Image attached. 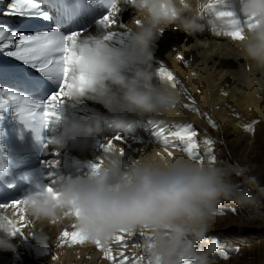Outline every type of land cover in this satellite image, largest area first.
<instances>
[{"label": "clouds", "instance_id": "1", "mask_svg": "<svg viewBox=\"0 0 264 264\" xmlns=\"http://www.w3.org/2000/svg\"><path fill=\"white\" fill-rule=\"evenodd\" d=\"M126 2L136 10L139 23L127 28L119 46L103 34L91 43L75 42L73 49L80 59L72 70L84 72L85 80L82 90L74 81L66 97L91 98L116 119L169 113L179 105L180 93L153 70L155 41L169 25L173 31L194 36L211 32L213 25L230 27L231 18L215 13L202 18L200 9L206 0H195V6L194 0ZM221 3L217 0L215 7ZM120 4L115 0L116 13ZM216 11L222 10L216 7ZM239 13L252 22L243 27V39L236 44L247 60L264 69V0H239ZM103 133V117L97 113L86 122L63 121L54 142L64 147L75 138L80 143L73 146L82 147ZM98 163L86 176L57 174L52 192L47 185L35 184L22 196L27 217L51 224L70 218L88 244L100 241L107 246L118 234L149 233L151 241L137 247H143L154 264H214L220 245L207 234L223 202L252 208L264 200V184L243 164L200 163L183 153L129 159L116 145ZM233 175L241 182H233ZM16 235L15 222L0 213V250L16 254L12 243ZM34 236L45 246L46 233Z\"/></svg>", "mask_w": 264, "mask_h": 264}, {"label": "bare ground", "instance_id": "2", "mask_svg": "<svg viewBox=\"0 0 264 264\" xmlns=\"http://www.w3.org/2000/svg\"><path fill=\"white\" fill-rule=\"evenodd\" d=\"M10 1L0 0V20H2L0 25L17 31L18 35L41 32L40 22L48 23L55 20V24L59 21L60 25L52 27L49 31L56 29L63 33L80 31V39H87L89 43L94 37L111 32L113 34L111 42L119 46L124 42L129 26L120 28L115 26L126 25L125 17L129 20L127 16L129 13H133L139 19L136 10L126 0H121L119 5V7L125 5V11L117 12L115 16L117 23L108 28L99 23L107 14L108 8L98 7L97 10L95 3L99 4L98 0L83 2L91 8L87 7L89 14L85 15L79 11L81 0H68V5L63 6L65 10L55 6L60 0H45L48 3L44 4L41 3L43 0H35L40 5V10L47 13L48 21L42 17L9 15ZM66 1L61 0V2ZM210 3L216 4V0H206V5ZM216 7L220 10H230L240 16L239 0H222V3ZM200 15L202 18L210 17L214 12H210L204 6L200 9ZM241 19L243 22L246 18L241 17ZM88 20L95 21L87 24L90 23ZM23 21L26 24L22 25ZM130 24L133 25L132 22ZM227 28L213 25L211 32L206 30L189 36L183 30L173 31V26L169 25L164 35L155 41L153 70L158 74L160 68H165L180 82L175 87L180 93V103L169 113L152 118L148 114H129L123 119H116L101 103L91 98L73 99L65 96L58 105L57 112L60 109L66 110L72 103L79 110L72 114L73 120L86 122L97 113L103 117L104 133L91 138L83 145L84 147L87 145L85 148L73 146V141L75 144L80 143L75 138L70 144L57 147L54 141L59 129L54 125V119L46 129L42 130V139L37 141L34 132L18 119L13 106L10 105L7 110L0 111V140L10 155L16 157L18 151H23L36 157L33 166L25 171L31 181L30 188L35 184L45 186L51 183L52 185L57 174L72 177L86 176L92 169L91 165L102 159L106 152L104 145L109 139H113L114 145L123 148L129 159L148 155L167 156V151L173 152L174 155L185 154L178 148L165 150L154 133L162 130L165 135H169L188 123H191L197 132L198 151L205 157V161H208L209 155L216 157V152L221 148L217 146L219 142L232 157L234 156L233 163L225 161L223 165H244V162L251 158L264 156V69L257 68L242 55L236 40L224 34ZM3 42L7 43V39L5 38ZM8 50H14V47L3 50L0 54V88H9L24 95L26 90H30V87L25 88V85H28L26 81H33L36 83L33 90L44 96V100L40 102L43 103L47 99L44 94L47 85L41 80L42 75L37 76L30 66H24L15 58L8 57L6 54ZM56 79L52 82L58 84L59 78ZM52 90L59 91V88ZM193 101L199 111L184 107L185 104L191 105ZM209 118L215 121V127L209 123ZM249 124L253 125L251 131L246 128ZM117 135L124 139L115 141L114 137ZM205 139H211L212 144L204 143ZM17 160L21 163L19 158ZM53 161L56 162L55 166H52ZM215 162L219 163L217 157ZM85 166L88 169L90 167L88 172ZM21 208L23 209V205L18 208L0 209V213L7 214L23 233V235L17 233L12 241L16 245V254H18L17 242L25 241L28 232L30 234L42 232L47 234L48 239L45 246L36 247V256L32 264H49L54 258L62 260V264H110L104 258L103 251L94 243L68 244L62 240L64 231L75 230L70 218H65L63 222L56 224L34 222L20 210ZM21 216L24 217L23 220ZM141 233L136 232L132 236L125 234L127 247L110 241L113 254L123 251L130 260L134 255L142 256L144 260L141 264H147L148 257L143 247H137L138 244L147 241L146 236H141ZM109 244L105 247L107 248ZM219 253L220 251L214 257L215 262H221L217 258L220 256ZM11 254H13L11 251L0 250V264H12ZM48 259L52 260L47 261ZM20 264H25L24 260Z\"/></svg>", "mask_w": 264, "mask_h": 264}, {"label": "snow or ice", "instance_id": "3", "mask_svg": "<svg viewBox=\"0 0 264 264\" xmlns=\"http://www.w3.org/2000/svg\"><path fill=\"white\" fill-rule=\"evenodd\" d=\"M98 2L108 8L107 14H105L99 21L100 24L108 28L111 25L116 24V12L114 11L115 0H98ZM217 2V0H216ZM216 4H207L205 7L211 9L217 16L231 18V26L227 28L224 34L230 36L233 40L243 39V27L244 25H250L252 18H246L243 20L230 10L216 11ZM9 15L21 16V17H42L45 21H48V15L45 11L40 10V5L35 0H11V7L8 12ZM139 23V21H137ZM112 33L108 32L104 36V39H111ZM80 31H71L63 33L59 29L53 31H41L35 34H20L17 31L10 30L7 26L0 25V54L3 50L14 47V50H8L7 56L15 58V60L22 62L24 66H30V69L36 72L37 76L47 85V91L45 95L47 99L40 103L37 99L32 98L31 95H23L19 91H12L9 88H0V111L7 110L11 105L15 108L18 119L27 127L30 128L37 141L42 139L41 133L43 129H46L50 122L55 118L59 119L57 112L58 105L62 102V99L67 94V89L74 86V81L80 82L81 90L83 88L85 74L80 72L79 74L73 73V65L77 63L80 57L73 49L75 42L80 40ZM7 39V43L3 41ZM18 41V42H17ZM158 75L162 79L169 81L172 87H177L179 81L175 79L173 74L165 68H160ZM47 78V79H44ZM53 78H59V83H53ZM29 87H36V83L33 81H26ZM59 88V91L52 89ZM49 92L51 94H49ZM38 94V93H37ZM184 107L190 108L193 111H199L195 107V102L185 104ZM206 115V114H205ZM209 123L213 127L216 126L215 121L209 118ZM247 130L251 131L252 124L246 126ZM159 142L164 146L165 150L168 148H178L184 152L190 159L205 162V157L199 153L198 144L196 141L197 132L194 130L191 123L184 124L178 128V130L171 132L169 135H165L164 132L157 131L154 133ZM124 138L117 135L114 137L115 141H122ZM176 141H179L177 143ZM204 143L211 145V139H205ZM114 145L113 139H109L104 145L108 150ZM123 149V148H122ZM167 155H174L173 152L167 151ZM216 157L214 155L208 156V162L214 163ZM56 162H52V166H55ZM3 167V165H0ZM92 169L99 167V163L91 165ZM54 175V174H50ZM54 180L52 181V183ZM47 190L52 192L51 183L47 185ZM23 205V200L14 199L11 201V205L8 203H0V209H7L9 207L18 208ZM23 211V209H20ZM222 214V213H217ZM78 215V213H77ZM24 217L21 216V220ZM75 228V226L73 225ZM16 232L23 235L21 228L16 227ZM141 236H146L147 241H151L152 237L149 233L142 232ZM127 236H129L127 234ZM132 236V235H131ZM84 236L78 231H64L62 233V240L68 244H83ZM122 247H127V239L125 234H118L112 240ZM98 248L103 251L104 258L107 259L110 264H141L144 257L133 256L129 259L123 251L114 255L112 247L106 248L100 241L94 243ZM221 257L227 258L225 252L219 253ZM147 264H154V262L148 258Z\"/></svg>", "mask_w": 264, "mask_h": 264}, {"label": "rangeland", "instance_id": "4", "mask_svg": "<svg viewBox=\"0 0 264 264\" xmlns=\"http://www.w3.org/2000/svg\"><path fill=\"white\" fill-rule=\"evenodd\" d=\"M125 8L126 6L123 5L120 10L125 11ZM127 16L129 20L125 17L126 25L117 24L115 28L131 27L138 21L133 13H129ZM1 22L2 20H0ZM131 22L133 25L130 24ZM23 24L26 22L23 21ZM120 129L122 130V128ZM217 146H221L216 152L217 161L220 164L225 161L233 163L234 156L232 157L231 153L229 154L223 148L222 143L219 142ZM244 165L252 170V174L257 176L261 184H264V156L251 158L244 162ZM232 180L236 183L241 182V178L235 175L232 176ZM219 213L222 214H217L211 222V230L207 235L219 242V251L225 252L227 258L218 256L217 258L221 262L214 261V264H264V200L259 206L252 208H240L231 201H224ZM34 235L38 234L28 232L25 241L17 242L18 254H11L12 264H20L22 260L25 264H32V260L34 261L36 256V247L40 246ZM50 260L52 259L47 261ZM49 264H62V260L54 258Z\"/></svg>", "mask_w": 264, "mask_h": 264}, {"label": "trees", "instance_id": "5", "mask_svg": "<svg viewBox=\"0 0 264 264\" xmlns=\"http://www.w3.org/2000/svg\"><path fill=\"white\" fill-rule=\"evenodd\" d=\"M92 20H88V22H91Z\"/></svg>", "mask_w": 264, "mask_h": 264}]
</instances>
